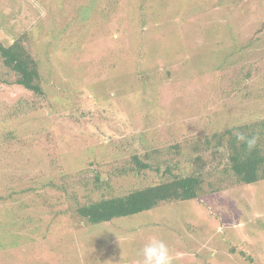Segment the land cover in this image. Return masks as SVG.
Instances as JSON below:
<instances>
[{
	"label": "rangeland",
	"instance_id": "rangeland-1",
	"mask_svg": "<svg viewBox=\"0 0 264 264\" xmlns=\"http://www.w3.org/2000/svg\"><path fill=\"white\" fill-rule=\"evenodd\" d=\"M173 1L0 0V39L9 44L26 35L52 99L11 115L32 95L0 60V140L11 132L28 142L6 158L0 152V240L6 251L19 248L14 264H140L139 249L153 236L168 244L173 264H264V209L257 213L255 186L161 202L82 235L59 189L63 174L93 176L90 160L108 172L112 195L159 181L178 149L181 167L191 170L189 157L203 154L206 169L216 168L205 140L212 145L215 130L264 118V0H175L176 10ZM52 125L67 170L49 169L43 136L33 135ZM157 148L163 156L146 160L150 168L122 172L132 155ZM73 181L64 182L84 201L89 186Z\"/></svg>",
	"mask_w": 264,
	"mask_h": 264
},
{
	"label": "trees",
	"instance_id": "trees-1",
	"mask_svg": "<svg viewBox=\"0 0 264 264\" xmlns=\"http://www.w3.org/2000/svg\"><path fill=\"white\" fill-rule=\"evenodd\" d=\"M173 4L176 10L178 4H175V0ZM186 29V25L180 28L181 32L186 31ZM177 32L178 30H176V34ZM168 35H170V33H168ZM180 39L181 37L175 38L174 41H180ZM26 41H28V38H26L24 34L18 36L9 44H4L0 39V60L2 65L14 75L13 83L27 90L32 95L30 101L24 99L25 104L16 103L14 107L10 108L9 112L11 115L22 113L24 106L30 104L33 108H37L39 102L45 103L47 101L49 104H52L50 102L52 99H50L43 89V83L39 73V62L28 50ZM213 85L214 82H211V86ZM239 97V100H244L247 95L244 93V95L240 94ZM85 112L86 111L82 112V117H88L90 115L89 112H87V115H84ZM217 124L218 127L221 128L222 125H220L219 121ZM55 128V125H52V128L47 129L42 134H33L36 137H38V135L39 137L43 136V146L47 151L46 157L49 159L48 167L53 171H56L57 168H62V170L66 169V167L60 163V159L57 157L58 153L54 147L57 136ZM98 135L99 132L97 133V136ZM240 136H243L244 139H239L238 137ZM252 139H255V144L253 147L249 148L247 141ZM26 140L27 139L23 136H17L11 132H7L1 137L0 152L3 153L5 158L12 155L15 149L18 150L16 152H20L26 147L28 143ZM209 140L211 139L209 138ZM209 140H205V146L207 147L204 150L207 151L209 150L208 147L213 146V149L211 148L210 161L215 157L214 163L218 162V167L223 164L222 171H220L217 166L216 168L213 166L212 169H206L210 162L203 154L190 156L189 162L192 169L187 170L186 167H181L176 160L179 156V152L177 151L180 149H178L171 157V159H173V167L165 166L163 169L164 176H161L159 181L144 187L131 189L122 195H112L113 188H111L112 186L108 182V172L96 170L95 167H98L97 162L93 160L87 161L85 156H83V160L87 161L90 171L94 172L93 176L78 171L79 174L75 172L71 175L69 172L59 177L64 181L73 179V183L78 187H83V189L89 186V188H87V193L84 194V201L81 200L77 187L74 189V186H69V182L63 181V186L59 187L60 190H63L65 195H68L67 201L70 204L69 207L72 208V215L75 221L78 222V228L75 230V233L77 234V231H80L82 235L83 230L92 225L110 223L112 221L114 223L115 218L131 216L146 210L150 211L161 202L190 201L215 192L221 193L223 191L220 190V188L224 189L227 185L236 187L244 186L246 188L255 186V196H260L258 197L260 200L257 199V201H259L257 213L261 214L264 209V118L255 119L251 122H244L239 124V126H226L220 131L215 130L212 133L213 144L208 146ZM110 144L114 146L118 145L120 148L123 142L119 139H110ZM70 147L72 148L71 144ZM220 149H222L221 153L217 154ZM195 151H198L197 147ZM72 154H75V150L73 149ZM162 154V150L157 148L150 150V152L143 153V156L140 154L132 155L130 157L131 166H127L122 172L130 170L140 173L143 169L150 168V164H148L146 160H149L152 156L154 158L157 155L158 159L160 157L162 158ZM32 162L34 163V161ZM159 165V161L153 162V168L157 171L159 170ZM99 187H102L101 191L98 193L94 192L99 190ZM10 189H13V187ZM226 189H224V191H226ZM26 191L29 192V189L21 190L22 193H26ZM11 193L14 194L17 192L16 190H11ZM4 200L5 197L0 195V202ZM233 208L234 207H232V209ZM235 209L236 206L233 210ZM58 212L62 213V210ZM15 215L16 214L11 212L8 214L9 217ZM12 221L14 222V220ZM132 221L133 220H131L130 223ZM12 224L14 223H11V225ZM153 224L159 226L161 223L154 222ZM2 225L6 226L4 223ZM3 226H1L0 234L3 232ZM132 228L133 226L130 225L128 229L132 231ZM160 228L161 230L166 229L163 227ZM83 233L85 234V232ZM3 236L4 235H2V237ZM1 242L3 241L0 240V264H14L15 258L21 256L18 254L19 248L16 247L15 251L11 253L10 251H6L8 249L4 248V244ZM239 252L245 255L243 250H239ZM249 262L251 263L250 258Z\"/></svg>",
	"mask_w": 264,
	"mask_h": 264
},
{
	"label": "clouds",
	"instance_id": "clouds-1",
	"mask_svg": "<svg viewBox=\"0 0 264 264\" xmlns=\"http://www.w3.org/2000/svg\"><path fill=\"white\" fill-rule=\"evenodd\" d=\"M244 139L243 136L238 137ZM249 148L255 144V139L247 141ZM140 264H173L170 248L168 244L155 236L150 237L148 241L139 249Z\"/></svg>",
	"mask_w": 264,
	"mask_h": 264
}]
</instances>
